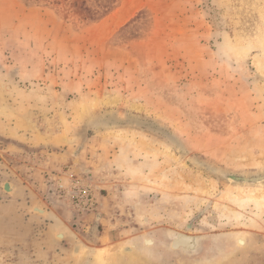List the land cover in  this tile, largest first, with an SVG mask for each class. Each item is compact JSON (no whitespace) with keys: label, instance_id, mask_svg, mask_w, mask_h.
<instances>
[{"label":"rangeland","instance_id":"1","mask_svg":"<svg viewBox=\"0 0 264 264\" xmlns=\"http://www.w3.org/2000/svg\"><path fill=\"white\" fill-rule=\"evenodd\" d=\"M104 114L157 121L225 169L263 170L264 0H0V182L56 209L91 264H264V184L224 182L144 129L94 126ZM9 204L0 190V264H78L70 240L54 247ZM165 228L225 237L197 263L126 244Z\"/></svg>","mask_w":264,"mask_h":264},{"label":"flooded vegetation","instance_id":"2","mask_svg":"<svg viewBox=\"0 0 264 264\" xmlns=\"http://www.w3.org/2000/svg\"><path fill=\"white\" fill-rule=\"evenodd\" d=\"M3 179L4 180L0 182V190L8 198V202H11V204L9 205L11 207L14 206L12 207L13 216L15 214L19 219H21L20 221L24 225L23 228L28 229L29 227H32L37 228L39 231L43 230L46 234L45 240L54 244L53 246L58 249L66 242H69L66 240H70L72 260L76 261L77 259L78 264L92 263L93 252L95 249L93 247L87 246V243H85L87 237H83L82 235L78 234L75 227L70 223L65 222L56 209H52L51 207L50 209L48 206H43L38 202L37 199L31 198L32 196L28 193V191H25V189L23 191V194L19 195L24 198L25 202L23 203L22 201H20V199H18L19 197L15 196V185L10 182L9 178L7 177H3ZM13 216L12 212H10V217ZM56 233H64V236L62 237V239H58V235ZM175 235H179L180 238H185L186 236L185 239L186 241H188V246L185 248L183 245H176L174 243V238L176 237ZM224 235L225 234L223 233H216L214 235H197L181 232L175 229L165 228L164 230L160 231L154 230L146 232V234L142 233L135 235L127 240L126 244H135L133 254L140 259H162L166 252H170L180 259L191 260L192 263H197L198 261L204 259L200 258L203 253H210L218 247L217 239L219 238L222 240ZM145 237H148L152 240V245L146 246L144 244L143 239ZM190 238L192 239L193 243ZM75 246H79L80 248H82V250L86 249L87 254L81 256L82 258L76 256L74 253Z\"/></svg>","mask_w":264,"mask_h":264},{"label":"water","instance_id":"3","mask_svg":"<svg viewBox=\"0 0 264 264\" xmlns=\"http://www.w3.org/2000/svg\"><path fill=\"white\" fill-rule=\"evenodd\" d=\"M94 126L110 129L118 127H131L137 129H144L147 132L158 134L170 145H172L177 152L186 157V159L195 167L207 171L213 176L230 183L235 186H261L264 184V169L258 171H232L220 167L212 162L198 156L189 154L188 148L166 126L157 121L145 119L137 116L126 114H104L94 120Z\"/></svg>","mask_w":264,"mask_h":264},{"label":"bare ground","instance_id":"4","mask_svg":"<svg viewBox=\"0 0 264 264\" xmlns=\"http://www.w3.org/2000/svg\"><path fill=\"white\" fill-rule=\"evenodd\" d=\"M263 144H264V142H263ZM41 208V207H40ZM57 235H58V239H62V237L64 236V233H56ZM176 237L174 238V240H175V244L176 245H178V244H180V245H183L184 247H187L188 246V241H186V236H185V238L184 237H179V235H175ZM181 236V235H180ZM178 237H179V239H178ZM189 237V236H188ZM106 238V237H105ZM237 238V237H236ZM189 239V238H188ZM106 240V239H105ZM190 240L192 241V239L190 238ZM104 242H106V241H104ZM145 242L146 243H148L149 241L146 239L145 240ZM194 242H195V240H194ZM237 242H238V244L239 245H244V239L243 238H241V237H239L238 238V240H237ZM192 243H193V241H192ZM195 244V243H194ZM151 245H152V243H151ZM179 245V246H180ZM108 247V246H107ZM139 247V246H138ZM106 248V247H105ZM103 249L105 252L107 251V249ZM79 250H82V248H80L79 246H75V248H74V253L75 252H77L78 253V251ZM122 251H130V247L129 246H124V247H122V249H121ZM134 250V249H133ZM85 252H86V254H87V251L86 250H84ZM80 253V252H79ZM128 253V252H127ZM77 256V255H76ZM81 256V255H80ZM96 262V263H95ZM94 263L95 264H102V259L101 258H99L98 257V259L95 261Z\"/></svg>","mask_w":264,"mask_h":264},{"label":"crops","instance_id":"5","mask_svg":"<svg viewBox=\"0 0 264 264\" xmlns=\"http://www.w3.org/2000/svg\"><path fill=\"white\" fill-rule=\"evenodd\" d=\"M107 150H105L103 152L104 156H108L109 155V150L108 148H106ZM116 160L118 162H120V171L123 172V170L125 171V169L127 168V166H130L131 163V158L130 156H121L120 158L116 157ZM116 161V165H119L118 162Z\"/></svg>","mask_w":264,"mask_h":264},{"label":"built area","instance_id":"6","mask_svg":"<svg viewBox=\"0 0 264 264\" xmlns=\"http://www.w3.org/2000/svg\"><path fill=\"white\" fill-rule=\"evenodd\" d=\"M83 196H85L89 201L92 200V194L88 188L83 189Z\"/></svg>","mask_w":264,"mask_h":264}]
</instances>
